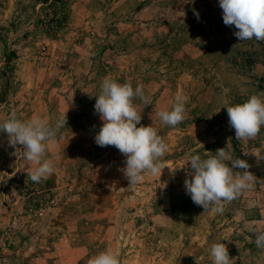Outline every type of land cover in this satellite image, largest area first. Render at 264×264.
Wrapping results in <instances>:
<instances>
[{"label":"rangeland","instance_id":"rangeland-1","mask_svg":"<svg viewBox=\"0 0 264 264\" xmlns=\"http://www.w3.org/2000/svg\"><path fill=\"white\" fill-rule=\"evenodd\" d=\"M234 31L218 0H0V123L13 112L52 126L67 117L45 156L55 170L39 183L22 146L0 132V264H88L105 250L120 264H212L219 242L232 264H264L255 244L264 231V126L236 140L224 108L264 94V41L240 42ZM105 77L143 85L151 104L134 97L137 126L154 127L168 146L162 174L145 173L134 187L118 149L95 143ZM178 94L188 99L173 128L158 112ZM220 148L257 179L216 214L192 202L184 180L191 155Z\"/></svg>","mask_w":264,"mask_h":264},{"label":"clouds","instance_id":"clouds-1","mask_svg":"<svg viewBox=\"0 0 264 264\" xmlns=\"http://www.w3.org/2000/svg\"><path fill=\"white\" fill-rule=\"evenodd\" d=\"M226 26H234V36L241 42L255 38L264 41V0H218ZM197 19L199 13L193 9ZM101 91L96 95L94 112L103 121L95 136L100 147L114 146L125 157L120 169L134 187L144 179L145 173L162 174L161 157L168 146L163 137L152 126L140 125L142 116L133 104L139 97L145 106L151 104L144 95L143 85L135 89L130 82L119 83L105 77ZM187 97L178 94L171 110L158 112L161 122L176 127L185 119ZM228 124L235 131L236 140L255 139L264 126V94L252 95L242 104L226 106ZM66 115L61 116L54 126L42 118L21 120L16 113L0 123V132L7 134L8 145L16 149L22 146L23 158L36 165L29 179L39 183L54 172L55 164L45 158L49 143L56 140L57 131L65 127ZM247 155L246 153H244ZM192 170L184 180L186 194L192 202L216 214H223L224 204L239 198L246 190L254 187L256 177L248 169L249 163L229 155L225 148L217 149L215 155L202 159L199 154L191 155L188 161ZM243 171L234 172L233 169ZM255 244L264 249V231L256 232ZM212 264H232L228 247L222 243L210 246ZM88 264H120L115 252L105 250L88 260Z\"/></svg>","mask_w":264,"mask_h":264}]
</instances>
